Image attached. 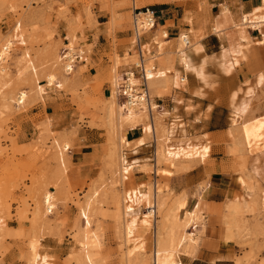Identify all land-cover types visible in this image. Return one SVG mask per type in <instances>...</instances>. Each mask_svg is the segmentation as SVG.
Segmentation results:
<instances>
[{
	"label": "rangeland",
	"instance_id": "374dc122",
	"mask_svg": "<svg viewBox=\"0 0 264 264\" xmlns=\"http://www.w3.org/2000/svg\"><path fill=\"white\" fill-rule=\"evenodd\" d=\"M188 1L191 0H0V48L6 42L11 45L8 60L0 66L5 71H0V264H29L28 247L37 240L46 252L37 264H85L82 254L76 252L75 242L84 230L85 204L94 193L96 203L86 211L89 231L100 244L90 252L93 264H156V236L165 237L169 223L175 228L183 214L195 207L201 220V205L206 200L211 201V206L203 212L199 244L196 248L190 246L187 256H181L182 264H190L184 258L192 257H197L192 264H214V254L225 243H229L234 264H264V186L261 181L253 184L248 179L245 163L226 134L230 112L222 110L211 119L210 128L219 129L214 132L208 133V127L203 125L190 127L193 139L188 142L178 124L160 119L171 130L162 140L170 162L158 161L155 156L159 136L153 132L156 117L172 107L163 98L170 95L172 78L184 83L183 71L176 68L177 72L169 65L173 64L176 40L188 32L183 20H191L190 16L184 15L171 42L166 31L173 24L160 25L153 38L154 54L156 43H166L161 56L147 57L149 65L155 66L154 77L166 80L165 87L155 86L149 91L151 100L160 107L157 111L147 109L146 119L135 125L120 120L119 109L128 103L127 97L120 94L125 81L120 76L137 60L132 44L133 8L163 10L159 19L163 23L171 10H190ZM225 7L212 23L216 18L224 20ZM99 14L101 20L107 21L103 33L109 52L103 54L105 62L100 59L89 69L84 59L89 61L98 34L91 40L86 37V43L78 36L85 26L97 24ZM192 30L202 36L200 27L192 25ZM115 34L129 37L118 39ZM150 35L149 31L145 34ZM118 46L132 48V55L126 52L120 58ZM146 49L150 53L149 47ZM238 49L236 45L232 50ZM66 53L72 57L69 62L73 69L69 73L62 66L68 62L64 59ZM115 61L117 95H113L111 86ZM26 62L35 72L26 69ZM208 74L211 85L212 76ZM253 74L250 71L248 76ZM49 76L54 78L51 87L47 84ZM39 87L44 92L43 99L39 98ZM105 88L110 92L108 98L103 94ZM19 93H25L27 98L17 108ZM111 101L114 112L109 120ZM180 118L182 123L191 121ZM137 128L142 134L130 144L126 132ZM145 142L151 166L132 169L131 164L138 163L136 158L142 154H129H136L138 146ZM238 178L248 181L246 191ZM157 187L161 188L160 209L147 220L146 234L137 237L132 229L125 228V210L137 211L140 207L143 211ZM44 192L53 197L51 213L45 210ZM192 197H196L193 204ZM37 210L39 215H35ZM199 222L185 231L191 239H195ZM225 232L233 236L231 241H224ZM175 235L178 240L179 229H175Z\"/></svg>",
	"mask_w": 264,
	"mask_h": 264
},
{
	"label": "bare ground",
	"instance_id": "6f19581e",
	"mask_svg": "<svg viewBox=\"0 0 264 264\" xmlns=\"http://www.w3.org/2000/svg\"><path fill=\"white\" fill-rule=\"evenodd\" d=\"M225 13H226V10H225ZM227 13L231 21L230 23H232L233 26L237 28V30L238 28H240V32H239L240 34H243V31L246 27L249 29H256L255 25L247 22V17L243 16L241 12H240V15L242 16L240 17L239 23L231 20L232 18H230L231 16L230 11H228ZM132 14H133V10H132ZM136 22H137V28L139 31H142V32L149 31L150 32L152 28V23L148 21L147 15L145 13L141 11V13L137 15ZM187 22L189 23V29L187 30L188 32L181 34L176 40V59L179 63L182 64V66L184 67L185 71H187V73L193 74L200 82L208 86L206 83V79H208V75L205 72V68L208 64L207 59L205 58L202 59L200 64L198 66H195L192 63V60L190 57L191 53L197 54L198 52H200L202 50V47L198 44V42L192 43V40H194L195 37L190 27L191 26L190 21L188 20ZM262 24L263 23H259V25H262ZM159 26L160 24L157 25V27ZM211 29H212V32L215 33L218 36V38L221 40H226L230 42V40L233 38V35H231L229 31L223 33L221 30H219L216 24H214L211 27ZM164 37H166L165 34H164ZM241 39H246V38L243 37ZM153 41L155 42V39H153ZM133 42H134V38H133L132 43ZM165 44L166 43H161V42L156 43L155 54L153 50L154 55L152 56L151 59H155L161 55L162 46H164ZM10 47L11 45L9 42L3 43L1 45L0 66L4 65L6 61L8 60ZM64 59H67L68 62L62 65L64 69L63 71L65 73H69L73 69V66L69 62V60H72L71 54L65 55ZM26 64H27L26 69L30 71L35 70V68L31 65L30 62H26ZM232 64L237 65V60L233 61ZM117 66H118V63L117 61H115L114 66L112 68V72H111V74L113 73V77L111 79V86L113 87L112 89L113 95H117L118 93L117 87H118L119 81L117 79V72H116ZM143 69H144L143 79L136 77L134 75V72H132L130 69H129L130 71L129 70L126 71L125 78H122V76H120L121 80H125L120 89V92H121L120 94H122L123 96H126L128 99V103L119 109L120 120L122 121V123L124 122L126 124H131V125L138 124L140 120L146 119L145 111L147 109L150 111H154L158 107V106L156 107L155 103L151 100L152 97L150 96L149 91L151 90V88H154V86L165 87L166 80H163V78L157 79L154 77L155 75L154 72L156 70L155 66L149 65L148 60L145 61ZM0 71L1 73L5 72L4 69L1 70V68H0ZM53 81H54V78L49 76L47 79V84L49 87L52 86V83H54ZM141 82H144L146 89L140 91L138 86ZM178 86L180 85L177 83L176 79L175 78L172 79V83L170 86V92L172 89ZM37 87H38V84H37ZM257 89H259L258 92H257ZM38 91L40 95V96L38 95L39 98L41 97L43 99L44 98L43 90H41L39 87ZM261 92H264V73H259L255 76L254 84L252 86L246 87L241 98L236 100L235 94L231 95L229 99V104H228L229 109H230V122H229V125L226 127L227 128L226 134L228 138L230 139V141L232 142V144L237 147L238 152L241 155L245 163V170H246L248 179H250L253 184L254 183L257 184L261 181V184L263 182V186H264V113L262 112H261L262 114L259 113V111L261 110L260 103L258 102L253 103L254 100L259 99ZM196 93H200V91L196 90L195 94ZM26 98L27 97L25 93L18 94V97L15 100L17 104V108L25 104ZM113 106H114V101H111L107 109L109 120L110 118H112V115L114 112ZM160 119H170L171 120L170 123L178 124L187 142L193 139L191 137L193 133L190 131L189 126L185 124L186 122L185 123L181 122L182 120L180 118V115H178L176 108L163 111L160 113V115H158V117H156L153 132L155 133L156 131V133H158L159 136L156 138L158 139V144H156V147H155V156L158 161L170 162V160L165 157L166 151L164 149V143L162 140L163 138L165 139L169 136L171 130L163 126L160 122ZM63 149L66 150L67 147L63 146ZM120 160H121V163L124 162L123 157H121ZM150 166H151L150 158H146L145 161L142 162L141 164H139V162L131 164L132 169H135V170H144L146 168H149ZM161 173L168 174V172L166 171H161ZM238 182L240 186L244 187L246 191V185L248 181L242 178H238ZM154 193L155 194L153 195L154 196L153 200L148 199L147 206L143 208L144 209L143 211H142V208L140 207L137 208L138 209L137 211L135 210L136 208L125 210V214H124V219L126 222L125 228L126 230L128 229L129 231L130 229H132L134 234L137 237H142V235L146 234V232L149 229L147 220L152 219L157 213V211L160 209L159 195L161 193V188L157 187ZM94 195L95 193L91 195L89 199H87L88 202L86 201L87 202V205L85 204L86 210L85 212H83L84 213L83 214V229L84 230L81 229L83 231V232L81 231L82 232L81 238L80 240L78 239L79 241L76 240L77 242H75L76 252H78V254L79 253L82 254L85 264L94 263L93 259L91 258L92 255L90 252L93 249L99 247L100 245L98 242L97 236L94 233L89 231V227L91 224H90L89 217L87 215L88 214L87 207H90L91 205H94L96 203L94 200L95 199ZM52 198L53 197L50 193H45L43 195V202L46 207L45 210L47 213H51L52 210L54 209ZM43 202H41V204ZM38 210L35 213V215H39L40 210L39 211ZM234 212L235 211L233 209L230 211V214L232 215L234 214ZM198 221H200V217L197 212V207H195L191 212L189 213L186 212L183 214L180 224L176 225L175 228L171 227L169 223V227L167 228L165 237L159 234L156 236L154 248H153V252L155 253L154 258H156L154 260H156V264H182L181 256H187V253H186L187 249L193 244H195L196 242L195 239H191L189 236H187L185 231L187 228H190L192 225L194 227H197L196 225ZM175 229H179L181 232L180 238L178 240L175 237L177 235V234L175 235ZM28 248H29V256H30L29 264H37L38 259L46 255V252H43L41 250L42 248H41V245L38 244V240L32 241L29 244Z\"/></svg>",
	"mask_w": 264,
	"mask_h": 264
},
{
	"label": "crops",
	"instance_id": "0c3cea01",
	"mask_svg": "<svg viewBox=\"0 0 264 264\" xmlns=\"http://www.w3.org/2000/svg\"><path fill=\"white\" fill-rule=\"evenodd\" d=\"M186 4L188 6V9L190 8V10L185 13L183 7L179 12L178 10H171V15L167 16L164 19V22L159 24L162 26L173 24V27L167 28L170 42L174 40V36L178 32L177 30L182 24L181 20H183L184 15L190 16L192 20L191 21L189 18L186 19V22L183 20L185 26L187 27L188 25V29V20L190 21L191 29L192 25L194 28L200 27L202 36L199 37L194 34L195 38L194 40H192V43L198 42V44L202 47V50L197 54L191 53L190 57L192 63L195 66H198L202 59H207L208 64L205 68V72L208 75V79H206V83L208 86L200 82L193 74H189L187 73V71H185L182 64L179 63L176 59L175 46V51L172 54L173 64L169 65V67L171 66L170 69L173 67V70H176L177 68L183 71L182 78L184 80L182 81L184 83L181 84L177 81L180 86L172 89L169 97L163 98V101L167 104H171V109L176 108L178 115L180 114L182 117L190 118L191 121H188L189 123H186L189 128L190 126L193 128L199 125H203L206 126V128L208 127L207 132L209 133L219 130L216 128H210L211 119L217 116V114L222 110L230 112L228 104L231 95L235 94V98L236 100H238L242 97V94L246 87L252 86L254 84L255 76L259 73H264V0H191ZM224 5H226L223 13V15L225 16L224 20L219 22L216 18L212 23V20L221 12ZM228 11L231 12V20L239 23L240 17L243 15L247 17L248 23L255 25L256 29H249L246 27L243 31V34H240V28H238L237 30V28H235L233 24L230 23L231 21L227 13ZM240 12L242 15H240ZM100 17V14L97 15V24L95 26H85L78 36L79 38L85 39L82 40V43H86V37L91 40V36L96 33L98 34V40L96 46L92 49L91 54L89 55V61H87L86 58L84 59V62L86 61L84 64L87 65V68L89 69H92L93 64H99L100 59L103 60L102 63L105 62L106 59L103 54L109 52V46L106 42V35L103 33L105 30L104 24L107 21L101 20ZM84 22L85 20L83 19L82 23ZM259 23L263 24L259 25ZM214 24H216L219 30H221L223 33L229 31V33L233 35L234 40L232 38L229 42L219 39L218 36L212 32L211 27ZM115 36L118 39L129 37V35L124 34H115ZM243 37L246 39H241ZM236 45H238L239 49L237 52H234V50L232 49L233 47H236ZM126 52L132 55V48H128L126 46L117 47V53L120 58L124 57V53ZM235 60H237V65L232 64ZM169 67L167 71H169ZM127 69L133 71V67H127ZM213 71L215 74L212 73ZM250 71H254V74L248 76V73H250ZM208 72L212 76L211 85L209 78L210 75L208 74ZM196 90H199L200 93L195 94ZM258 90L259 89H257V92ZM103 94L104 97L107 96L106 98H108L110 92L105 88ZM256 102L260 103L261 105V110L259 111V113H264V92H261L258 100L253 101V103ZM213 127H215V124L213 125ZM139 130L140 129L137 128L128 130L126 132V139L130 144H133L135 140L142 134ZM146 148L147 145L145 142L143 145L138 146L136 154L129 155L137 156L142 154L140 157L136 158L137 160H139V164H141L147 158L145 153ZM231 189L233 191H238V189L235 187ZM195 198L196 197H192V204L194 203ZM210 204L211 201L208 200L202 202V219L199 222L198 229L194 232V238L196 242L193 245H195V248L199 244L200 233L204 228L205 215L203 212L204 210H208L210 208ZM197 212L200 216L198 207ZM226 237L229 238L228 241L225 240ZM232 237L233 236H230L225 232L224 241L229 242L232 240ZM228 246L229 243H225L223 247H221V249L217 251L216 254H214V264H234L233 259L231 258L232 251L228 250ZM184 259L192 264L197 259V257Z\"/></svg>",
	"mask_w": 264,
	"mask_h": 264
},
{
	"label": "built area",
	"instance_id": "2783aa9c",
	"mask_svg": "<svg viewBox=\"0 0 264 264\" xmlns=\"http://www.w3.org/2000/svg\"><path fill=\"white\" fill-rule=\"evenodd\" d=\"M145 13L147 15L148 21L152 23V28L150 30L151 35L145 36L146 32L139 31L137 28V15L141 13ZM163 10H155L152 7L145 6L142 8L133 9L132 14V36L134 38L133 51L137 57L136 62L133 64V71L136 77L143 79L144 74V63L147 60V57L153 54V50L155 49V44L153 38L157 36L156 30L158 29L157 25L159 24V19L162 17ZM162 27V26H161ZM167 32V31H166ZM168 33V32H167ZM168 35V34H167ZM169 39V35L167 37ZM147 47L151 50L150 53H147ZM126 77V72L123 73L122 78ZM139 90H145L146 86L144 82H141L138 86ZM158 108L160 104L156 103Z\"/></svg>",
	"mask_w": 264,
	"mask_h": 264
}]
</instances>
